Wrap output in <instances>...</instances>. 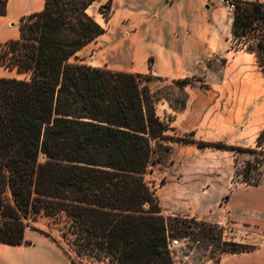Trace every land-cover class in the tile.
<instances>
[{
  "label": "trees",
  "instance_id": "trees-1",
  "mask_svg": "<svg viewBox=\"0 0 264 264\" xmlns=\"http://www.w3.org/2000/svg\"><path fill=\"white\" fill-rule=\"evenodd\" d=\"M92 1L44 0L20 19L19 37L0 44V67L22 75H0V243L30 244L25 228L43 215L60 224L70 264H174L168 241L186 233L175 229L183 221L161 213L143 179L153 142L166 138L169 126L156 115L150 75L76 56L105 31L87 12ZM234 1L232 47L253 53L264 74V2ZM6 2L0 0V14ZM175 82L183 89L190 78ZM256 144L264 146V130ZM224 244L228 251L252 248Z\"/></svg>",
  "mask_w": 264,
  "mask_h": 264
},
{
  "label": "crops",
  "instance_id": "crops-1",
  "mask_svg": "<svg viewBox=\"0 0 264 264\" xmlns=\"http://www.w3.org/2000/svg\"><path fill=\"white\" fill-rule=\"evenodd\" d=\"M105 3L110 6L106 21L88 12L91 6L98 8ZM43 4L44 0H7L5 13L0 14V44L18 38L20 19L41 10ZM225 8L221 0H93L87 12L105 31L76 54H83L82 61L95 67L150 72L157 77L193 75L204 71L210 56L230 46L231 18H228ZM237 50L247 54L239 61L253 60L252 53ZM136 53L140 57L139 67L131 61ZM121 54L123 60L120 59ZM149 57L150 65L147 63ZM3 72L15 73L0 67V75L8 76ZM215 93L216 112L209 130H204L208 122L204 125L203 120L200 130L197 125H191L189 93L185 106L178 111L173 110L171 118L165 121L168 130L177 134L194 130L195 135L206 142L221 140L238 147L255 144L257 136L264 130V74L250 71L245 75H220ZM155 112L164 120V108L162 114L156 108ZM208 135H212L213 140L204 137ZM169 146L164 152L166 156L193 146L199 153L204 150L203 147H214H199L196 143L181 147L178 142ZM220 170L223 171V168ZM225 183L223 179L215 183L199 179L191 190L200 191L198 198L206 212L203 214L205 220L221 226L224 233L231 231L233 236L227 240L249 244L252 248L244 251L222 250L216 263L264 264V171L256 182H233L229 179ZM179 187L178 182L161 186L163 201L159 206L163 215L187 216L183 207L173 201L175 193L182 190ZM28 233L31 232L25 228L24 238L30 244L16 246L31 245Z\"/></svg>",
  "mask_w": 264,
  "mask_h": 264
},
{
  "label": "rangeland",
  "instance_id": "rangeland-1",
  "mask_svg": "<svg viewBox=\"0 0 264 264\" xmlns=\"http://www.w3.org/2000/svg\"><path fill=\"white\" fill-rule=\"evenodd\" d=\"M102 6V5H101ZM99 6H91L88 12L95 18L100 16L104 19L110 9H105ZM228 18L231 17V11L225 8ZM233 42L226 50H221L209 57L205 63L204 71H197L193 75L184 77L190 78V83L183 89L179 88L175 82L177 79L184 77H157L150 72L142 73L150 75L152 79L148 81L150 89L155 93L158 101L155 108L158 113L162 114L164 108V122L171 118L172 111H178L182 99H188V116L191 125L200 127V122L203 120L208 122V126H204V130L210 129L211 120L216 112V83L220 79V75H233L241 73L245 75L250 71L261 72L257 65L256 58L248 61L240 57L247 54L243 51H238L232 47ZM245 51V50H244ZM83 54L78 53L76 56L83 59ZM123 60V55H120ZM150 57L147 59L150 65ZM139 67L140 57L136 53L131 60ZM114 61H111V63ZM8 76L22 77L15 73L3 72ZM188 95V96H189ZM169 107L168 112L166 109ZM167 123V122H166ZM167 135L164 139H156L153 142L154 153L152 156L153 163L143 173V179L147 186L153 191L157 203L163 201L161 199V186L168 182H178L180 189L175 193L173 201L179 203L183 207L187 216L177 215L183 222H179L175 229L178 232H186L185 234L176 235L172 238H177L180 245L169 248L174 264H213L219 253L224 248H229L225 245V241L232 237L231 231L223 232V229L218 224L205 220L203 214H206L205 209L201 207L198 194L200 191L191 190L197 180L203 179L208 183H215L223 179L226 183L229 179L238 182H256L259 175L264 171V146L255 144L240 145L244 150L222 149L217 147H203L200 153L197 152L195 146L186 150H177L166 156L164 152L169 149L172 142H178L181 147H186L190 142L177 141V137H182L186 140H201L195 135L194 130L185 133H174L166 131ZM206 139L213 140L212 135L204 136ZM206 141V140H201ZM225 143L221 140H213V142ZM228 144V143H225ZM232 145V144H229ZM237 146V145H236ZM39 160H43L42 155ZM223 168V171L220 170ZM219 174V175H218ZM225 183V185H226ZM186 188V190H184ZM161 201V202H160ZM193 213V215H191ZM168 217L167 215H164ZM60 224L43 215H38L35 220L29 222L26 227L31 245L29 246H13L0 243V264H70L69 258L73 256L68 245L62 241L60 236ZM175 234V230H172ZM32 234V235H31ZM60 240V245L53 242L49 236ZM184 235V236H183ZM249 245V244H248ZM101 264V263H93Z\"/></svg>",
  "mask_w": 264,
  "mask_h": 264
},
{
  "label": "built area",
  "instance_id": "built-area-1",
  "mask_svg": "<svg viewBox=\"0 0 264 264\" xmlns=\"http://www.w3.org/2000/svg\"><path fill=\"white\" fill-rule=\"evenodd\" d=\"M222 3L225 5V7L227 8V10L232 12V9L234 7V0H221ZM176 245H180V241L177 238H170L168 241V247H174Z\"/></svg>",
  "mask_w": 264,
  "mask_h": 264
}]
</instances>
